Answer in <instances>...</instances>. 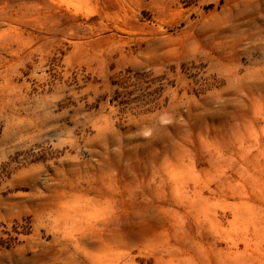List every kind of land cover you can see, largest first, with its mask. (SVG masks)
I'll return each mask as SVG.
<instances>
[{
    "label": "rangeland",
    "instance_id": "374dc122",
    "mask_svg": "<svg viewBox=\"0 0 264 264\" xmlns=\"http://www.w3.org/2000/svg\"><path fill=\"white\" fill-rule=\"evenodd\" d=\"M0 264H264V0H0Z\"/></svg>",
    "mask_w": 264,
    "mask_h": 264
}]
</instances>
